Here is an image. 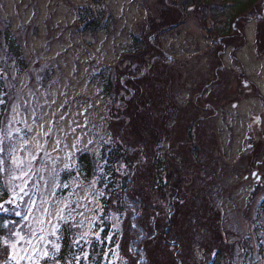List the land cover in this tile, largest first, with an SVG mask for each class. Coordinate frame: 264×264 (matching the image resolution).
Segmentation results:
<instances>
[{"label":"rangeland","instance_id":"obj_1","mask_svg":"<svg viewBox=\"0 0 264 264\" xmlns=\"http://www.w3.org/2000/svg\"><path fill=\"white\" fill-rule=\"evenodd\" d=\"M158 5V0H0V31L3 27L10 28L15 38L21 39L26 67L19 74L15 62L6 68L7 60L4 59L0 76L6 89L9 82L16 85L20 103L28 101V126L33 129L27 137L32 142L29 151L35 154L37 139L44 144V132L53 118L58 124L45 145L48 152H52L57 136L63 139V132L70 133V128H75L76 124L87 125L86 129L81 127L75 132L76 136L87 132L83 137L85 142L94 137H109L101 86L94 78L101 70H114L122 55L130 49L132 37L140 34L141 26L148 18L158 19ZM194 9L192 7L184 15L176 28L161 34L158 41V50L164 60L177 64L178 85L173 88L171 99L175 98L180 106L188 101L194 103L196 86L203 82L209 84L204 92L217 100L213 111L217 114L215 116L211 107L206 106L212 116L208 118V112L202 122L205 127H201L207 136L214 137V145L210 147L217 162L212 164L216 177L214 206L221 212L222 226L228 233L227 243L234 240L242 244V240H248L254 264H264V201L261 208L256 207L264 197V109L262 100L257 97L260 92L264 100V57L257 54L253 21L257 14L247 12L244 21L237 23L233 33L239 38L232 41V46L238 44V49L223 47L217 55L221 69L215 70L218 67L214 57L217 40L208 38L210 35L203 23L206 17ZM90 17H98L101 22L94 33L83 30L82 22ZM216 72L219 73L217 77ZM41 107L45 114L43 128L31 119L32 109L40 114ZM20 117H24L23 112ZM17 126L24 128L23 124ZM250 128L251 136L247 141ZM217 134L220 148L216 145ZM66 142L72 143L71 133ZM161 147L167 148L168 144ZM52 155L56 153L52 152ZM250 159H257V166L251 168ZM252 172L256 174L254 177ZM255 184L260 186L256 192ZM252 192L255 194L251 197ZM66 193V189L58 190L59 197ZM83 195L81 192L80 197ZM77 198L72 197L73 201ZM86 215L91 219V213ZM104 223H107L106 219L102 223L98 221L95 231L105 229ZM120 227L122 229V224ZM87 229L86 223L82 231ZM72 230L75 235L76 230ZM111 232L110 226L107 236ZM119 236L120 233L113 237L111 245L105 243V248L114 247ZM101 239H104L103 233ZM93 244H96L97 252L90 253L93 260L88 264H94L102 247L99 243ZM101 257L99 263L103 264V255ZM109 259H112L111 255Z\"/></svg>","mask_w":264,"mask_h":264},{"label":"trees","instance_id":"obj_2","mask_svg":"<svg viewBox=\"0 0 264 264\" xmlns=\"http://www.w3.org/2000/svg\"><path fill=\"white\" fill-rule=\"evenodd\" d=\"M220 1L158 0V19L148 18L147 23L141 26L140 34L132 37L130 49L122 55L113 71L101 70L94 78L101 86L100 96L108 117L106 128L113 140L101 149V155L107 157L112 166H117L118 162L129 166L128 176L112 173V179L127 192L125 195L116 184L110 185L113 199L101 201L105 219L113 213L116 193L120 195L121 213L134 200L137 201L134 206L142 213L137 221L121 217L122 232L115 243L120 245L122 264H253L248 240H242V244L234 240L227 243V230L222 229L220 211L214 206L216 177L212 164L217 162L210 148L214 145V137L207 136L201 126L205 127L202 122L208 117V112V118H211L210 111H214L218 102L210 93L204 95L209 85L205 82L196 86V94H203L194 103L188 101V104L180 106L175 98L171 99L173 88L178 85L177 64L167 63L158 50L161 34L176 28L194 7V11L206 17L203 23L209 38L217 40L216 59L223 47L238 49V44L232 46L235 38H239L233 33L234 28L244 21L247 12L253 11L258 19L255 33L257 54L264 56V0ZM259 1L262 2L258 4ZM205 13L207 15L204 16ZM82 25L84 31L94 33L101 22L98 17H90ZM20 42L21 39L15 38L10 28L3 27L0 31V70L4 59L7 60L6 68L14 61L19 74L26 70ZM216 59L218 67L215 70L221 69L220 60ZM7 91L4 79H0V92ZM206 106L211 109L205 113ZM5 108L6 105L0 106V120ZM166 143L168 147L162 148ZM249 162L251 168L258 163L257 159H250ZM77 167L83 173L81 178L84 182L91 181L95 167L93 154L78 153ZM69 179L72 180V176L63 172L61 180ZM2 180L0 177V182ZM254 186L256 191L260 187L257 184ZM162 205L170 206V218L165 217ZM156 211L160 212V216L155 224V239H141L140 233L129 228L130 223L135 222L145 232L149 231V219ZM3 217L4 214L0 213V219ZM110 226L108 221L104 223V238ZM61 232L65 237L64 247L58 256L63 264L71 258L69 237L74 231L63 225ZM173 240L175 247L171 244ZM91 248L93 255L97 252L96 244ZM102 249H105V244L94 264H100ZM91 257L89 263L93 260Z\"/></svg>","mask_w":264,"mask_h":264},{"label":"snow or ice","instance_id":"obj_3","mask_svg":"<svg viewBox=\"0 0 264 264\" xmlns=\"http://www.w3.org/2000/svg\"><path fill=\"white\" fill-rule=\"evenodd\" d=\"M7 88L9 91L0 92V106L6 105L3 119L0 120V177L3 178L0 182V213L4 214L0 219V264H62L58 254L64 247L65 237L61 232L63 225H67L69 230H76L75 235L69 237L68 252L72 254L71 258L63 261V264H88L93 242L111 245L113 237L122 232V216L130 217L132 221H137L142 216L134 206L137 203L135 200L121 213L120 195L116 193L112 204L113 213L106 218L112 232L101 239L104 228L95 231L97 222L102 223L105 220L101 201L113 199L110 185L116 184L120 187L118 181L112 179V173L115 172L121 177L128 176L129 166L123 162L112 166L108 158L101 155V148L113 143L112 137H94L85 142L83 137L87 132L76 136V130L81 127L86 129V124H76L75 128H70L71 144L66 142L69 132H63V139L58 135L52 149L56 155L53 156L52 152L45 150V145L58 124L54 118L44 132V144L37 139L33 154L29 151L32 142L27 138L33 132L28 126V101L20 103L16 85L9 82ZM52 103L55 104V101ZM21 112L24 117H20ZM44 115L42 107L40 114L33 108L32 122L43 128ZM52 116L55 117V113ZM63 119L61 115L60 120ZM19 124H23L24 128L18 127ZM80 152H91L95 157L93 176L88 183L81 178L83 173L77 167V154ZM61 172H68L73 182L66 183L61 180ZM61 188L67 190L63 197L58 196ZM120 191L126 195V189L120 187ZM81 192L84 193L83 197H80ZM73 196L78 198L73 201ZM180 203L184 202L181 200ZM162 208L165 217L170 218V206L162 205ZM87 213L92 214L91 219ZM159 216L160 212L156 211L150 217L147 232L135 222L130 223L129 228L140 233L141 239H155V224ZM10 217H19L20 220ZM86 223L88 229L82 231ZM175 243L174 240L171 241L173 247ZM119 248L117 243L114 247L102 249L103 264H117L121 260ZM128 251L131 252L132 249ZM109 255L112 259H109Z\"/></svg>","mask_w":264,"mask_h":264}]
</instances>
